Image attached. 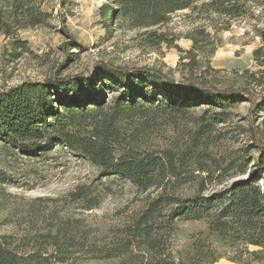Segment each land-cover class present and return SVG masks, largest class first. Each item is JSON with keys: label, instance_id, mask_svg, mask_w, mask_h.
<instances>
[{"label": "rangeland", "instance_id": "obj_1", "mask_svg": "<svg viewBox=\"0 0 264 264\" xmlns=\"http://www.w3.org/2000/svg\"><path fill=\"white\" fill-rule=\"evenodd\" d=\"M105 3L110 0H22L17 5L0 0V87L82 74L92 77L97 90L105 78L99 65L109 62L154 67L176 82L245 88L258 98L256 104L264 98V8L252 7L236 18L202 8L184 9L171 14L164 25L135 27L121 14L104 18ZM28 10L35 17H29ZM198 27H205L209 38L203 47L194 48L188 34ZM153 30L165 32L168 41L149 44L146 32ZM117 94V89H103L96 100L109 103ZM205 108L199 105L175 116L172 124L151 133L149 144L163 145L172 139V146H181L204 116L214 115L207 118L212 124L208 150L214 159L207 160L213 174L208 189L245 179L255 167H261L264 175L260 151L249 131L252 125L264 133V105L253 111L247 101L226 109ZM101 174L60 144L38 156L0 144V235L9 236L11 247L21 254L41 246L45 255L52 251L49 236L59 233L70 255L62 264H119L118 257L102 258L84 250L114 247L121 228L159 189L142 191L128 180ZM80 185L97 197L94 205L69 197ZM167 192H172V185ZM177 226L174 232L169 227L160 230V250L167 260L187 246L192 233L203 230L195 222ZM213 264L235 263L221 258Z\"/></svg>", "mask_w": 264, "mask_h": 264}, {"label": "trees", "instance_id": "obj_2", "mask_svg": "<svg viewBox=\"0 0 264 264\" xmlns=\"http://www.w3.org/2000/svg\"><path fill=\"white\" fill-rule=\"evenodd\" d=\"M11 1L17 5L22 0ZM252 7L264 8V0H110L104 4L102 15L112 18L121 14L135 27H158L179 10L202 8L236 18ZM27 14L35 17L29 10ZM146 34V41L152 45L168 41L163 31ZM188 38L194 48H201L209 32L198 27ZM99 69L105 78L97 90H93L92 77L82 74L0 87L1 145L38 156L60 144L96 166L101 175L128 180L142 191L159 189L121 228L122 236L114 247L104 250L90 246L85 253L118 257L119 264H213L221 258L235 264H264L261 167H255L245 179L219 188L207 187L213 178L207 160H214L208 150L212 124L207 118L214 115L204 116L205 121L181 146H172V139L163 145L148 142L151 133L172 124L175 116H184L190 108L206 105L205 110L226 109L247 101L253 111L264 105V98L256 104L258 98L245 88H218L207 81L176 82L150 66L101 62ZM103 89H117L118 94L109 103L99 102L96 99ZM249 131L260 151L259 163L264 164V133L252 125ZM170 185L172 192L168 193ZM69 197L88 203V207L97 200L84 191L83 185ZM180 222L201 223L203 230L192 233L187 246L167 260L160 250V230L169 227L174 232ZM58 235L49 236L52 251L45 255L41 246L21 254L11 247L9 236L0 235V264H30L38 259L44 260L43 264H62L70 257L65 252L69 245Z\"/></svg>", "mask_w": 264, "mask_h": 264}]
</instances>
